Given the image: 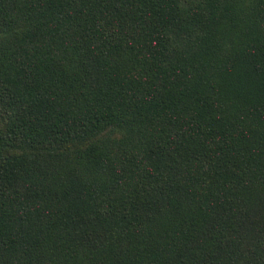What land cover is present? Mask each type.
<instances>
[{
	"label": "trees",
	"instance_id": "trees-1",
	"mask_svg": "<svg viewBox=\"0 0 264 264\" xmlns=\"http://www.w3.org/2000/svg\"><path fill=\"white\" fill-rule=\"evenodd\" d=\"M0 264H264V0H0Z\"/></svg>",
	"mask_w": 264,
	"mask_h": 264
}]
</instances>
